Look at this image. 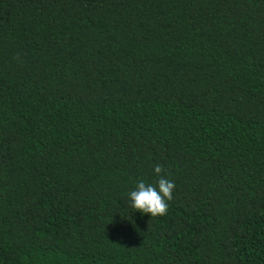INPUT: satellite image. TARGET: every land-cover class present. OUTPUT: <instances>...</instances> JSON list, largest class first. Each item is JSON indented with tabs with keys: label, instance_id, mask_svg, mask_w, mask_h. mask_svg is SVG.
I'll return each mask as SVG.
<instances>
[{
	"label": "trees",
	"instance_id": "1",
	"mask_svg": "<svg viewBox=\"0 0 264 264\" xmlns=\"http://www.w3.org/2000/svg\"><path fill=\"white\" fill-rule=\"evenodd\" d=\"M0 264H264V0H0Z\"/></svg>",
	"mask_w": 264,
	"mask_h": 264
},
{
	"label": "clouds",
	"instance_id": "2",
	"mask_svg": "<svg viewBox=\"0 0 264 264\" xmlns=\"http://www.w3.org/2000/svg\"><path fill=\"white\" fill-rule=\"evenodd\" d=\"M153 172L158 177L155 183L140 179L136 182L134 188L127 192L129 209L127 216H129V212H138L141 215L147 214L150 217L166 214L169 202L173 199L175 183L166 176L160 175L163 172L161 165H155Z\"/></svg>",
	"mask_w": 264,
	"mask_h": 264
}]
</instances>
